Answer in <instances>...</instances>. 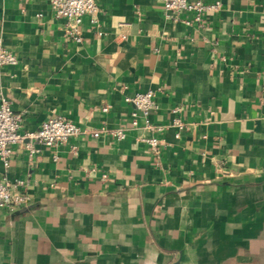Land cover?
Segmentation results:
<instances>
[{"label": "crops", "instance_id": "obj_1", "mask_svg": "<svg viewBox=\"0 0 264 264\" xmlns=\"http://www.w3.org/2000/svg\"><path fill=\"white\" fill-rule=\"evenodd\" d=\"M202 1L220 6L186 24L192 13L174 20L153 0H96L98 28L85 15L77 43L48 0H0L17 57L0 93L24 112L20 131L54 115L127 129L31 156L12 146L0 174L28 199L0 212V264H264V0ZM145 90L152 122L176 106L185 122L154 133L158 158L129 127L124 97Z\"/></svg>", "mask_w": 264, "mask_h": 264}, {"label": "built area", "instance_id": "obj_2", "mask_svg": "<svg viewBox=\"0 0 264 264\" xmlns=\"http://www.w3.org/2000/svg\"><path fill=\"white\" fill-rule=\"evenodd\" d=\"M160 2L163 10L170 18L177 20L178 13L181 11L192 13L191 19H184L186 24L200 23L202 15L207 11H215L219 8V1L214 3H205L202 0H153ZM49 6L56 17L65 21L64 33L72 40L79 43L82 40L81 23L85 15L91 16V22L98 28L94 19L97 12L96 0H48ZM97 33L101 34L100 30ZM125 38V35H121ZM17 57L10 50L1 45L0 40V69L6 65H15ZM124 100L131 104L133 109L130 112L129 127L142 129L151 133L150 136L141 138L149 147L153 154L158 158L159 144L161 139L154 136V133L174 128L176 136L185 127L178 113L180 107L171 109L174 117L169 124H156L152 122L150 114L155 109L154 92L145 90L135 92L130 96L124 97ZM107 111L108 107H102ZM24 112L14 111L9 99L0 93V162L4 170L10 166L12 157V146L21 144L31 156L40 150V147H48L56 150L62 143H66L72 136L80 134H89L92 137H98L105 133L114 140H122L126 137L127 129L124 127L101 126L98 129H89L81 127L72 122L64 115H54L44 120L35 131L21 132L20 127L24 118ZM143 123L140 124L139 120ZM56 157V156H54ZM106 177L102 175V179ZM26 182L23 179L9 177L6 173L0 174V212L13 213L17 208L27 202L28 196L25 192Z\"/></svg>", "mask_w": 264, "mask_h": 264}]
</instances>
